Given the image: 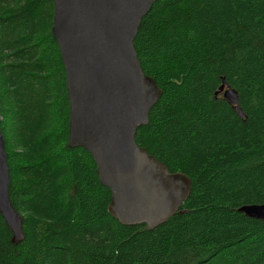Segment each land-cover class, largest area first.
I'll list each match as a JSON object with an SVG mask.
<instances>
[{"label":"trees","instance_id":"trees-1","mask_svg":"<svg viewBox=\"0 0 264 264\" xmlns=\"http://www.w3.org/2000/svg\"><path fill=\"white\" fill-rule=\"evenodd\" d=\"M54 0H0V122L10 198L25 237L0 212V264H264V0H157L135 46L163 95L136 141L186 173L182 211L154 229L109 210L88 150L68 145L70 101ZM239 94L245 120L216 91Z\"/></svg>","mask_w":264,"mask_h":264},{"label":"water","instance_id":"water-1","mask_svg":"<svg viewBox=\"0 0 264 264\" xmlns=\"http://www.w3.org/2000/svg\"><path fill=\"white\" fill-rule=\"evenodd\" d=\"M157 0H54L52 34L66 71L70 120L68 145L83 147L97 164L100 182L112 192L109 210L124 225L154 229L182 211L192 180L136 141L139 127L163 95L142 67L135 38ZM222 94L244 118L238 91L225 78ZM11 174L0 122V212L24 239L23 219L10 198ZM264 221V203L238 208Z\"/></svg>","mask_w":264,"mask_h":264}]
</instances>
